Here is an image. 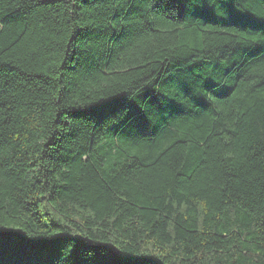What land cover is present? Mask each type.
Returning a JSON list of instances; mask_svg holds the SVG:
<instances>
[{
    "label": "trees",
    "instance_id": "16d2710c",
    "mask_svg": "<svg viewBox=\"0 0 264 264\" xmlns=\"http://www.w3.org/2000/svg\"><path fill=\"white\" fill-rule=\"evenodd\" d=\"M0 264H264V0H0Z\"/></svg>",
    "mask_w": 264,
    "mask_h": 264
}]
</instances>
